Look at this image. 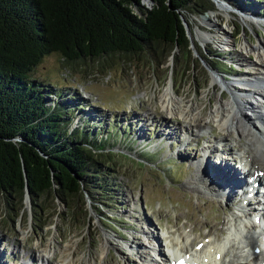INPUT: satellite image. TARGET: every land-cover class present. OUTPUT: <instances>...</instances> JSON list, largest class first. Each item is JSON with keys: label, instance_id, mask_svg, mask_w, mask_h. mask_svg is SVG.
<instances>
[{"label": "rangeland", "instance_id": "1", "mask_svg": "<svg viewBox=\"0 0 264 264\" xmlns=\"http://www.w3.org/2000/svg\"><path fill=\"white\" fill-rule=\"evenodd\" d=\"M208 1L211 9L183 16L189 51L175 48L169 55L165 47L159 49L157 58L143 52L106 58L99 64L93 60L68 64L58 53H52L34 68L31 78L44 88L52 102L72 99L68 103L72 126L112 134L107 140L113 143L107 157L110 162L97 174L109 182L108 197L105 200L100 192L85 191L82 197L64 203L49 196L44 204L46 226L37 229L27 194L18 212L0 196V264H56L58 253L47 254L44 247L57 249L70 242L75 264H87L88 259L99 261L98 253L106 237L110 245L101 256V264H143L134 247L148 248L151 244L167 255L175 247L170 239H179L181 234L189 247L186 254L192 256L197 243L214 241L213 236L222 240L227 230L234 228L231 216L237 208L239 211L241 203L234 196L237 189L232 197L222 194L228 201L214 190L221 193L220 187H227L224 167L242 174L239 163L233 160L238 145L232 138L220 141V129L214 122L209 121L210 126L202 131L191 129L182 117L166 115L160 104V95L172 83L182 105L191 103L207 117L215 108V94L230 97L227 88L210 86L211 76L218 82L233 83L235 77L249 70L242 60H254L239 45L258 43L264 36V26L247 24L242 11L264 20V0ZM219 2L232 12L228 35L233 44L229 47L218 46L212 39L202 41L198 35L208 32L217 38L221 33L219 28L227 16ZM142 3L148 7L151 0ZM51 91L59 95L51 96ZM243 115L247 119L251 112L244 109ZM186 129L191 137L185 134ZM225 142L233 149L228 150ZM205 145L212 149L205 151ZM227 155L230 165L225 163ZM256 189L264 187L258 184ZM9 203L17 208L16 201L9 199ZM257 204L253 201L250 206ZM235 214L242 216L240 211ZM238 223L234 228L238 234L235 245L240 243L239 248H245L247 242L255 240L256 232L237 231ZM122 241L133 249L125 248ZM229 245L224 247L221 264H228L233 253H238V248ZM240 259L244 261L243 256Z\"/></svg>", "mask_w": 264, "mask_h": 264}, {"label": "trees", "instance_id": "2", "mask_svg": "<svg viewBox=\"0 0 264 264\" xmlns=\"http://www.w3.org/2000/svg\"><path fill=\"white\" fill-rule=\"evenodd\" d=\"M151 1L0 0V196L18 212L27 194L37 229L46 226L49 196L64 203L85 191L108 197L109 182L97 174L113 143L112 134L72 126V99L52 102L30 74L52 53L68 64H99L143 52L157 58L165 47L169 55L189 51L183 16L211 9L209 1Z\"/></svg>", "mask_w": 264, "mask_h": 264}, {"label": "bare ground", "instance_id": "3", "mask_svg": "<svg viewBox=\"0 0 264 264\" xmlns=\"http://www.w3.org/2000/svg\"><path fill=\"white\" fill-rule=\"evenodd\" d=\"M218 5L223 9L225 16H227L224 25H221L219 28L221 33L218 34L217 38L211 36L208 32H200L198 35L202 41L212 39L218 44V46L229 47L233 44L232 39H230L228 35V30L230 28L229 17L232 15V12L224 4L219 2ZM242 12L245 13L244 16L246 17L244 18V21L247 24L255 23L258 26H264V20L250 16L247 11ZM215 15L213 16L217 18ZM239 47L242 52L253 55L254 60H242V63H244L246 67H249V70L247 73L235 77L237 80H233V83L218 82L213 75L211 76L210 86L215 87V85L218 84V86L222 88H227L230 91V97H227L226 99L223 98L221 92L215 94V108L212 110L211 115H209L210 117H203L200 115V110L198 109L197 111L195 106L191 103H187L188 106L182 105L179 98L175 96V89L172 83L168 84L160 95V104L166 115L182 117L183 121L189 125L191 129L202 131L207 125H209V121L214 122L220 129L221 135L218 136L221 137L219 138L220 141L232 138V141L238 145L237 157L233 158V160H236V162L239 163V166L243 170L242 174L237 172V170L235 171V169L233 170V168V172H231L224 167L223 170L226 171L228 175L227 187H220L223 190L221 193L218 190L214 191L220 194L221 197L227 195V198H229L232 197V194L235 192L234 188L237 189L234 196L238 197V200L241 201L240 205L239 203L238 205L242 216L232 213V224L234 225V228H236L235 225L238 223V220L241 221L238 223L239 227L237 231L240 229L255 230L259 228L257 239H252L250 243L247 242L249 249H254L256 243H264V224L261 225V223L264 222V192L259 194L260 192L258 191V193L256 191V195L253 196L251 201L247 198V196L253 191L252 188L255 183H261L264 186V36L261 37L256 44L243 42ZM234 84L239 87H235ZM244 109L251 112V116L247 119L243 115ZM185 134L188 137H191V133L188 132V129L185 130ZM241 138H243L244 141H241ZM225 145L227 146L226 142L224 146ZM226 148L228 150L233 149L232 146H227ZM209 149H212L211 145L210 147L205 145V151ZM226 157L230 158L229 155L225 156V158ZM229 158H226L227 160L225 163L227 165H230L228 161ZM207 182L209 185L212 183L209 178L207 179ZM223 199L228 201L224 197ZM253 200L258 203L256 208H260L256 212L253 211V206H250V203H252ZM178 235L179 239L177 237L170 239V242H172L175 247H172L173 249L171 251L169 250L170 252L167 255H165L163 250L160 248H154L151 244L148 248L134 247V249L141 257L140 260L143 264H171L174 258H176V260L174 259V264H178L177 260L181 257H184L188 261V264H221L226 249L223 246V241L219 238L212 235L214 241H208L206 239L207 241L204 240L197 243L195 245V253L190 258V255H186L187 250L185 251V249H188L189 247L187 246L184 236L181 234ZM206 236L208 237L210 235L208 234ZM52 240H54V238H52L51 241ZM232 241V243L229 242V244L231 243V245H229L230 248L236 247L239 250L238 253H233V257L229 260L228 264H263L264 253L260 252L259 254H256L254 251L250 253L246 248L247 246H244L245 248H241L243 246L239 248L240 243L239 245H235V239H232ZM127 243V241H122L125 248L127 247V249L132 250L133 248ZM177 244H182V246L179 247ZM108 245H110V243L106 237L103 239L100 252L98 253L99 261L88 259L87 264H101V256L105 255ZM72 246L73 242H70V244L59 246L57 249L52 248V250L50 245H47L44 247V251H46L47 254L50 252L53 254L58 253L59 260L56 264H75L72 256L74 250ZM152 255H155L156 257H153ZM241 255L244 257V261L240 259L242 257ZM239 256L241 257L239 258ZM131 264L139 263L134 262Z\"/></svg>", "mask_w": 264, "mask_h": 264}, {"label": "water", "instance_id": "4", "mask_svg": "<svg viewBox=\"0 0 264 264\" xmlns=\"http://www.w3.org/2000/svg\"><path fill=\"white\" fill-rule=\"evenodd\" d=\"M151 3H152V1H151ZM187 28V27H186Z\"/></svg>", "mask_w": 264, "mask_h": 264}]
</instances>
